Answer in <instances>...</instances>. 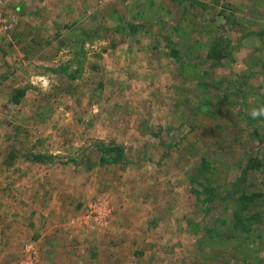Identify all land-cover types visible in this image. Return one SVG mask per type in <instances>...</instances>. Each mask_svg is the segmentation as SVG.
Returning a JSON list of instances; mask_svg holds the SVG:
<instances>
[{
	"label": "rangeland",
	"instance_id": "1",
	"mask_svg": "<svg viewBox=\"0 0 264 264\" xmlns=\"http://www.w3.org/2000/svg\"><path fill=\"white\" fill-rule=\"evenodd\" d=\"M263 27L264 0H0V151L52 155L7 205L21 222L17 199L44 191L46 233L0 247V264H28L26 246L37 264H264V161L245 172L253 149L264 159V117L248 115L264 105ZM214 45L222 60L206 59ZM94 143L127 162L99 163ZM243 194L247 234L233 227ZM97 198L108 215L92 227Z\"/></svg>",
	"mask_w": 264,
	"mask_h": 264
},
{
	"label": "crops",
	"instance_id": "2",
	"mask_svg": "<svg viewBox=\"0 0 264 264\" xmlns=\"http://www.w3.org/2000/svg\"><path fill=\"white\" fill-rule=\"evenodd\" d=\"M0 152V158L8 159V163L3 160V164H0V247H12L13 244L15 245L14 247H20V244L25 237H41L39 235L32 237V234L34 232L40 230L42 236L46 233V229L41 228L44 225L43 223H45L43 209H45L44 202L46 201V197L42 195L45 192L39 190V194L41 193V197L37 195H28L25 197H21V199H17L16 205H18V207L20 208L25 209L24 213L19 214L22 215L21 222L17 221L16 216H14L15 213H11L12 211L8 209L7 205L14 203L15 186H22L24 191L32 187L34 181L29 178L28 173L32 169V165L34 168H38L36 167V165H40L41 162L31 165H22L19 164L17 160L16 163L13 164L11 161L15 158L14 154L18 155L19 152L13 153L12 160L8 158L7 153H2V150ZM39 173L40 169L38 171V175ZM42 180L44 181V177L42 178ZM29 191H31V189H29ZM19 193L22 192L20 191ZM56 205L57 203H55L54 207L58 208ZM35 207L36 212L32 213V210H34ZM53 209L54 211L56 210L55 208ZM48 221L49 218H47V224L50 225ZM10 237H13L14 239ZM38 244H40V240H38Z\"/></svg>",
	"mask_w": 264,
	"mask_h": 264
},
{
	"label": "trees",
	"instance_id": "3",
	"mask_svg": "<svg viewBox=\"0 0 264 264\" xmlns=\"http://www.w3.org/2000/svg\"><path fill=\"white\" fill-rule=\"evenodd\" d=\"M255 37H258V41L260 43V39H262L264 37V27L258 31L254 32ZM222 43V42H221ZM220 43V44H221ZM225 43V42H224ZM222 43V44H224ZM228 43V42H227ZM225 43V47L228 46V44ZM227 48L224 47H219L217 45H214L212 48H210V50L208 51V53L206 54V59L207 60H222L223 57H225V55H227ZM169 54L172 58H174L176 60L177 63L184 64V62L182 61L183 58L179 55L180 52L178 50V48L174 45H170L169 47ZM26 89L24 88H18L15 89L10 97V102L11 104H20L21 100L23 98V96L25 95ZM209 108V106H208ZM254 130V129H253ZM162 132L161 131V127H158V132ZM255 133L257 132L256 130H254ZM255 134H253L254 136ZM257 143H262L261 138L259 137L257 139ZM94 146L97 150V152H100L101 154L104 155H100L99 156V163L101 164H107V165H117V164H121V163H126L127 160L125 159L124 156V148H122L120 145H116L114 143H109L107 145H100L97 143H94ZM52 155H48V154H38L35 153L32 155V159L36 160V161H40V162H46L47 160L51 159ZM264 161L263 157L260 159L258 152L256 151V149H253L251 153H249L247 155V165H246V170L245 172H247V170L249 168L251 169H255L258 168L260 164H262V162ZM201 166L198 167V172L200 175V178L202 179V173L206 172V170H208V166L210 163L206 162V158H202L201 160ZM199 179V184L202 187L201 192L204 193L205 196V201L208 203H212L215 200L216 194L213 191V188H209V184L206 183V180H201ZM199 195H201L200 192H198ZM240 200V204L239 207H237L235 210H233L232 214L234 215V224L233 227L238 229L240 232L242 233H246L251 226L248 223V220L250 217H253L254 219H256L255 215L256 214H252L249 216H245V214H243L246 209L248 208L249 204L251 201H253V196L252 195H248V194H243L241 197H239ZM243 264H247V263H243Z\"/></svg>",
	"mask_w": 264,
	"mask_h": 264
},
{
	"label": "built area",
	"instance_id": "4",
	"mask_svg": "<svg viewBox=\"0 0 264 264\" xmlns=\"http://www.w3.org/2000/svg\"><path fill=\"white\" fill-rule=\"evenodd\" d=\"M102 1H109V0H102ZM106 203H107L106 199L104 198H97L89 203L88 218L91 220L92 227L93 226L97 227V225H100V220L103 218L102 217L103 211H105V215L106 213L108 215ZM24 249H25L24 252L28 254V259H29L28 264H37L36 250L31 249L30 246H26L24 247Z\"/></svg>",
	"mask_w": 264,
	"mask_h": 264
},
{
	"label": "clouds",
	"instance_id": "5",
	"mask_svg": "<svg viewBox=\"0 0 264 264\" xmlns=\"http://www.w3.org/2000/svg\"><path fill=\"white\" fill-rule=\"evenodd\" d=\"M36 79L39 80V81H42L45 90H47V88L50 85L49 79L47 77H45V76L36 77ZM248 115L253 120H256V119H259L261 117H264V105H261V106L256 107V108L249 109Z\"/></svg>",
	"mask_w": 264,
	"mask_h": 264
}]
</instances>
